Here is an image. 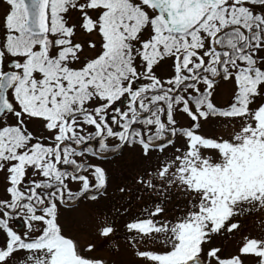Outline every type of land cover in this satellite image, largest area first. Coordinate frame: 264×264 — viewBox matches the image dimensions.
<instances>
[{
	"label": "snow or ice",
	"instance_id": "1",
	"mask_svg": "<svg viewBox=\"0 0 264 264\" xmlns=\"http://www.w3.org/2000/svg\"><path fill=\"white\" fill-rule=\"evenodd\" d=\"M120 233L264 264V0H0V264Z\"/></svg>",
	"mask_w": 264,
	"mask_h": 264
},
{
	"label": "rangeland",
	"instance_id": "2",
	"mask_svg": "<svg viewBox=\"0 0 264 264\" xmlns=\"http://www.w3.org/2000/svg\"><path fill=\"white\" fill-rule=\"evenodd\" d=\"M96 255L105 260L106 264H120L121 261L130 259V250L123 234L120 233L106 243H102Z\"/></svg>",
	"mask_w": 264,
	"mask_h": 264
}]
</instances>
